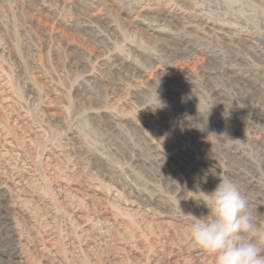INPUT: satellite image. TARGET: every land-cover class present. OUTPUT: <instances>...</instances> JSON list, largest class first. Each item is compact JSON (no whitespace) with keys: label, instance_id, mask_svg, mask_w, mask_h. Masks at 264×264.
Segmentation results:
<instances>
[{"label":"rangeland","instance_id":"rangeland-1","mask_svg":"<svg viewBox=\"0 0 264 264\" xmlns=\"http://www.w3.org/2000/svg\"><path fill=\"white\" fill-rule=\"evenodd\" d=\"M70 1L0 0V210L28 264H214L187 214L225 175L263 247L264 0Z\"/></svg>","mask_w":264,"mask_h":264},{"label":"clouds","instance_id":"clouds-1","mask_svg":"<svg viewBox=\"0 0 264 264\" xmlns=\"http://www.w3.org/2000/svg\"><path fill=\"white\" fill-rule=\"evenodd\" d=\"M200 192L208 213L199 217L187 214L192 217V242L211 254L214 264H264V247L247 239L258 229L238 183L224 176L210 193Z\"/></svg>","mask_w":264,"mask_h":264},{"label":"bare ground","instance_id":"bare-ground-1","mask_svg":"<svg viewBox=\"0 0 264 264\" xmlns=\"http://www.w3.org/2000/svg\"><path fill=\"white\" fill-rule=\"evenodd\" d=\"M67 1V0H66ZM73 1V2H71ZM70 2L74 5V4H78L81 5L83 3V0H71ZM67 4H69V2H67ZM90 5V4H89ZM148 12H159L158 14H163L162 11L157 10V9H151ZM166 16H168L169 18H178L180 16H178L176 13H165ZM91 20V19H90ZM99 20V19H98ZM137 20V19H136ZM101 21V20H100ZM137 24H139V26H143L145 27V29H148V33H150V35L158 37L159 35L162 34V29L159 26H153L150 24H146L143 20H137ZM134 25V24H133ZM145 32V30H144ZM161 37V36H160ZM230 39H234L237 38L236 36H228ZM159 38V37H158ZM251 40V39H250ZM258 43V42H257ZM263 49V48H262ZM257 52V51H256ZM5 53V52H4ZM123 63V62H122ZM234 71V70H233ZM140 73V72H139ZM236 75V74H235ZM237 76V75H236ZM93 79V78H91ZM98 81V80H97ZM163 90V89H162ZM214 92V91H213ZM215 96H217L220 100H225L226 97L224 96V94L222 92H218L215 91L214 92ZM170 97V96H169ZM168 98V97H167ZM175 102L179 101V97L178 98H172ZM57 101V100H56ZM179 104V103H178ZM175 105V104H174ZM57 106V105H56ZM177 106V105H175ZM55 108V107H54ZM48 109V108H47ZM186 111L190 114H197L196 111L194 109H191L190 107L186 106ZM185 111V112H186ZM99 114H103L102 112H100ZM104 114H106L107 116H110L111 119L113 121H117V119L119 118V116L117 115H110L109 113L105 112ZM47 118L51 121H56L58 120V116L56 115V113H54L53 111L47 112L46 113ZM96 117V116H95ZM99 117V115L97 116ZM106 117V116H105ZM118 120H123V118L118 119ZM129 122H131L132 124H135L134 121H130L129 119H127ZM112 122V121H111ZM110 122V123H111ZM119 122V121H118ZM124 123V122H123ZM127 123V122H126ZM117 124V123H116ZM138 127V126H137ZM4 130V129H3ZM72 138L75 140V142L77 143H82V139L79 137V135H77L76 133H70ZM142 136H144V139L147 141L148 143V135L144 132H142ZM152 142V141H151ZM7 143V142H6ZM76 144V143H75ZM2 145V144H1ZM153 146V144H151ZM236 148V147H235ZM233 150V149H232ZM233 154H239L238 151L233 152ZM95 155V154H94ZM93 155V156H94ZM20 156V155H19ZM96 156V155H95ZM233 158V157H232ZM155 161V160H154ZM161 164V163H160ZM160 166V165H159ZM226 174L228 175H232V174H238L235 171H231V172H226ZM244 175V174H243ZM226 176V175H225ZM246 176V175H245ZM256 177V176H255ZM1 178V177H0ZM251 178V177H250ZM258 178V177H257ZM233 179V177H232ZM240 179V178H239ZM236 181V180H235ZM238 181V179H237ZM2 181H0L1 183ZM4 182V181H3ZM258 183L255 179H252L249 181L248 185L251 187H256ZM244 188V187H243ZM8 189V188H7ZM7 189L0 184V202L4 203L6 202L7 198H8V193H7ZM248 190V189H247ZM249 191V190H248ZM259 191V190H258ZM260 194V193H259ZM188 199H192L190 196ZM194 199V198H193ZM13 200V199H12ZM254 202L256 203H264V194L262 193V195H257L253 197ZM194 201V200H193ZM159 202V201H158ZM9 204V203H8ZM6 206V205H5ZM200 208H204V204L203 203H199ZM8 207V205L6 206ZM2 206L1 210H0V264H28L27 259L24 257L23 252H22V247L24 244H26V242L24 243L23 238L21 237V235L19 234L20 232H18L19 230H17L16 225L14 224V221L12 219V217L7 214V208ZM206 208V207H205ZM3 209V210H2ZM14 209V208H13ZM10 211V210H9ZM11 212V211H10ZM12 215V214H11ZM25 216V215H24ZM32 219V218H31ZM32 230V229H30ZM32 232V231H31ZM35 232V231H34ZM37 233V232H36ZM34 236V235H33ZM32 237V236H31ZM28 238V237H27ZM30 238V237H29ZM28 240V239H26ZM34 240V239H33ZM33 242V241H32ZM31 242V243H32ZM24 243V244H23ZM47 246V245H46ZM45 246V248H46ZM27 247V246H26ZM32 247V246H31ZM264 247V246H263ZM42 248V247H41ZM49 248V247H48ZM47 248V249H48ZM27 249V248H26ZM33 249V248H32ZM39 249H34V251H38ZM42 250V249H41ZM25 251V250H24ZM29 251V250H28ZM58 251V250H56ZM29 253V252H28ZM32 254V253H31ZM34 254V253H33ZM46 255V254H45ZM40 257V256H39ZM31 264V263H30Z\"/></svg>","mask_w":264,"mask_h":264}]
</instances>
